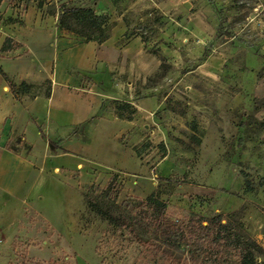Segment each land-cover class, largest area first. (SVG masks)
Masks as SVG:
<instances>
[{
    "label": "rangeland",
    "instance_id": "rangeland-1",
    "mask_svg": "<svg viewBox=\"0 0 264 264\" xmlns=\"http://www.w3.org/2000/svg\"><path fill=\"white\" fill-rule=\"evenodd\" d=\"M61 4L108 15V33L123 15L164 64L136 81L147 101L119 141L139 140L135 168L104 164L81 138L62 146L58 170L43 171L33 196L0 195V264H201L155 232L159 210L143 203L151 195L175 223L218 215L264 250V0H2L0 24L22 26L33 5L32 25L61 33ZM32 86L30 96L46 94L49 83ZM131 218L138 238L119 225Z\"/></svg>",
    "mask_w": 264,
    "mask_h": 264
},
{
    "label": "crops",
    "instance_id": "crops-1",
    "mask_svg": "<svg viewBox=\"0 0 264 264\" xmlns=\"http://www.w3.org/2000/svg\"><path fill=\"white\" fill-rule=\"evenodd\" d=\"M33 15L32 5L22 26L0 24V49L7 37L17 44L10 52H0L2 73L13 84L34 85L44 79L49 83L46 94L15 97L0 75V195L4 197H19L22 191L25 197L33 196L43 171H57L55 160L65 155V149L75 148L81 138L82 150H95L96 159L104 164L135 168L133 145L139 140L131 148L119 141L134 126L142 101H147L138 94L136 81L140 76L150 79L164 64V59L142 45L123 15L112 20L102 43L63 30L58 33L55 26L46 28L41 22L32 25ZM33 50L35 66L27 60ZM122 103L134 108L131 119L116 116V107ZM35 141L42 147L39 154Z\"/></svg>",
    "mask_w": 264,
    "mask_h": 264
},
{
    "label": "trees",
    "instance_id": "trees-1",
    "mask_svg": "<svg viewBox=\"0 0 264 264\" xmlns=\"http://www.w3.org/2000/svg\"><path fill=\"white\" fill-rule=\"evenodd\" d=\"M43 6V1L37 3V8L42 9ZM217 13L220 14V12ZM57 15V26L60 30L63 29L83 37L87 41L94 40L97 43L104 42L108 37L109 33L106 29L109 21L108 15H98L91 8H69L65 4H61ZM67 21H74L78 28L74 29L68 26ZM223 23L224 20L219 23L220 28ZM1 46L0 52L4 54L15 49L17 44L7 37ZM0 75L9 83V88L15 97L31 93L32 85L25 82H21L18 86L14 85L9 81L7 75L2 73L1 69ZM134 112V108L128 103H122L116 107V116L121 119H131ZM143 203L150 209L159 210L154 217V222L157 220V223L153 222L154 225L156 224L155 232H159L162 237H165L164 240L177 241L181 245L188 246L194 258L195 255L196 258L201 257V264H261L258 259L264 255L263 248L247 234H241L239 227L233 226L230 222L223 224L218 215L207 220L198 219L197 221L175 223L163 216L164 203L154 195L149 196ZM119 225L126 227L128 232L136 238L142 236L138 230L143 227L136 218H131ZM187 234L190 236L189 238ZM194 258L193 260L196 261L197 259Z\"/></svg>",
    "mask_w": 264,
    "mask_h": 264
}]
</instances>
